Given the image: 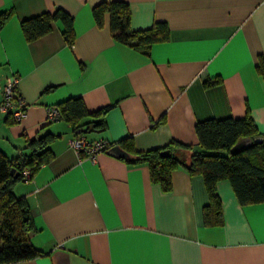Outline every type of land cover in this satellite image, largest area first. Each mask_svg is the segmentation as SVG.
<instances>
[{
	"label": "crops",
	"instance_id": "1",
	"mask_svg": "<svg viewBox=\"0 0 264 264\" xmlns=\"http://www.w3.org/2000/svg\"><path fill=\"white\" fill-rule=\"evenodd\" d=\"M100 1L0 0V13L10 11L0 27V90L17 75L26 102L17 121L0 111V150L17 156L26 152L25 137L56 134L50 160L13 188L31 210L30 241L41 254L6 264H264V201L240 204L221 179L223 222L207 226L201 175L176 168L163 192L146 162L129 163L106 149L94 161L80 158L69 144L71 126L46 119L50 105L80 96L89 110L112 105L103 130L79 134L110 144L130 136L137 150L172 140L198 150L194 124L210 117L249 113L264 133V83L256 69L264 0H124L131 29L155 20L168 25L169 39L147 55L113 38L107 13L95 23L92 8ZM58 9L72 16L71 45L60 19L25 38L22 19ZM214 77L219 83L203 85Z\"/></svg>",
	"mask_w": 264,
	"mask_h": 264
},
{
	"label": "trees",
	"instance_id": "2",
	"mask_svg": "<svg viewBox=\"0 0 264 264\" xmlns=\"http://www.w3.org/2000/svg\"><path fill=\"white\" fill-rule=\"evenodd\" d=\"M105 13L111 34L117 41L127 44L138 51L149 54L153 43L169 39L166 22L155 20L144 29L130 28V10L124 0H102L92 8L94 21L102 25ZM10 11L0 13V27L9 17ZM64 23L63 36L68 45L74 40L72 16L62 9L54 13L43 12L20 22L21 30L27 40L35 39L51 28L53 20ZM256 69L264 83V53L257 59ZM218 77L205 78L203 85L219 83ZM46 87L44 91H48ZM112 104L89 110L80 96L66 98L56 104L61 117L78 135L105 128V111ZM8 118L14 120L10 114ZM194 130L197 135L198 150L193 145L175 140L159 147L137 150L132 145L130 136L116 142L129 156L123 158L129 163L146 162L149 177L159 184L163 192L172 188V171L182 167L191 175H201L208 195V201L202 209L203 223L207 226L220 225L223 222L221 200L216 190V183L227 179L233 192L242 205L264 201V133L259 131L249 113L243 117H210L196 121ZM82 132V133H83ZM56 134L47 132L39 136L25 137V145L17 156L9 157L0 150V264L12 263L34 258L41 254L30 241V234L36 230L33 215L23 196L14 193V185L23 180V170L35 173L42 164L52 157L49 144ZM263 138L250 145L231 152V147L243 137ZM111 143L109 146H111ZM107 149V148H106ZM186 150H190L187 153ZM180 155L176 156L175 152ZM14 168L17 176L11 174Z\"/></svg>",
	"mask_w": 264,
	"mask_h": 264
},
{
	"label": "built area",
	"instance_id": "3",
	"mask_svg": "<svg viewBox=\"0 0 264 264\" xmlns=\"http://www.w3.org/2000/svg\"><path fill=\"white\" fill-rule=\"evenodd\" d=\"M18 76L11 74L7 76L0 90V111L10 114L14 120H19L25 115L26 102L19 92ZM61 117L59 108L50 105L46 111V119L56 120ZM69 144L77 152L80 158H87L94 161L97 154L109 147L110 143L103 138H88L84 134H78L69 139ZM23 180L31 177L28 169L23 170Z\"/></svg>",
	"mask_w": 264,
	"mask_h": 264
},
{
	"label": "water",
	"instance_id": "4",
	"mask_svg": "<svg viewBox=\"0 0 264 264\" xmlns=\"http://www.w3.org/2000/svg\"><path fill=\"white\" fill-rule=\"evenodd\" d=\"M263 137L260 136V137H255V138H249V137H243V138H240L230 149L231 152H236L238 151L239 149L243 148V147H246L248 145H250L253 141H258V140H261ZM106 151L114 156H117V157H123V158H126L129 156V154L123 150L118 144H112L111 146H109ZM175 155L178 156L180 155V152L179 151H176L175 152ZM11 174H13L14 176H17L18 175V172H16L14 170V168L11 169Z\"/></svg>",
	"mask_w": 264,
	"mask_h": 264
}]
</instances>
